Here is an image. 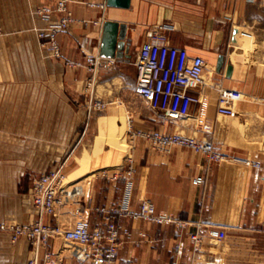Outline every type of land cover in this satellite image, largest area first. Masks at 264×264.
<instances>
[{"label": "crops", "instance_id": "crops-1", "mask_svg": "<svg viewBox=\"0 0 264 264\" xmlns=\"http://www.w3.org/2000/svg\"><path fill=\"white\" fill-rule=\"evenodd\" d=\"M105 1L68 4L75 21L54 36L60 55L53 57L41 46L49 36L40 39L38 31L62 15H38L36 10L53 8L54 2L0 0V223L36 220L32 181L60 168L77 181H89L90 230L105 228L104 212L120 206L137 212L143 201L169 218L153 223L116 214L121 243L114 264H264L263 133L259 127L240 131L239 125H221L216 114L217 85L237 91L244 102L249 97L264 100V0H131L128 9L106 7ZM106 20L126 25L130 58L105 59L88 86L85 55L98 54ZM160 26L169 45L201 57L205 70L214 66L210 76L204 74L199 102L181 104L185 117L172 121L143 100L132 107L136 53ZM221 54L224 64L217 73ZM228 64L232 72L227 78ZM104 102L110 107L99 116L95 104ZM115 115H128L134 132L177 133L212 142L223 158L213 163L179 147L158 151L141 137L131 140L128 129L125 138L123 129L115 128ZM196 118L202 120L200 130ZM92 126L96 135L90 148ZM117 149L127 152L121 163L100 167L110 163ZM126 157L135 168L128 186L114 178ZM197 176L203 177L201 186L191 184ZM41 222L55 224L46 215ZM210 228L223 230L225 239H208ZM47 249L59 264H74L61 252V240H49ZM32 256L27 239L12 243L0 233V264H27Z\"/></svg>", "mask_w": 264, "mask_h": 264}, {"label": "built area", "instance_id": "built-area-1", "mask_svg": "<svg viewBox=\"0 0 264 264\" xmlns=\"http://www.w3.org/2000/svg\"><path fill=\"white\" fill-rule=\"evenodd\" d=\"M48 1H53L54 7L39 8L36 10V14L56 12L62 17L56 24L40 29L38 37L43 39L46 35L49 36V41L41 43V46L51 56L59 57V48L54 36L66 30L69 24L75 21L67 6L79 0ZM162 29L163 26H160L157 30L149 33L139 46L134 60V92L162 118L172 121L185 117V113L180 110L181 104L199 102L202 88L205 85L206 63L201 57H189L184 49L169 45ZM104 60L98 54L85 55L87 71L91 75L88 86L92 85ZM217 91L219 100L217 116L231 117L233 115V93L222 88ZM95 106L99 108V104ZM201 121L198 120L200 124ZM128 122V134L131 140L141 137L158 151L168 152L173 147H179L202 154L213 163H218L223 158L212 142L196 140L194 137H186L177 133L134 132L130 129L129 118ZM197 130H200V127ZM253 166L260 167L257 163H254ZM134 172L135 168L131 157H126L123 166L114 178L123 179L128 186ZM65 176L61 173V169L57 168L32 181L30 199L39 215L36 220L28 224L0 223V233L8 234L12 243L21 238L30 242L33 256L27 264H59L56 257L47 249L51 239L62 241L61 252L72 258L74 264H114L115 255L121 243L119 240L121 228L117 222H114L116 214L120 217L130 215L153 223L169 221L165 214L155 211L153 204L143 201L137 212L127 211L123 206L112 212H104L106 213L105 228L90 230L87 227L85 186L80 181L65 182ZM191 184L201 186L203 177L193 178ZM43 215L53 217L55 224L52 226L43 224L41 222ZM206 237L210 240L222 241L226 234L221 229L210 228L206 232ZM199 242L200 238H194V250H197Z\"/></svg>", "mask_w": 264, "mask_h": 264}, {"label": "rangeland", "instance_id": "rangeland-1", "mask_svg": "<svg viewBox=\"0 0 264 264\" xmlns=\"http://www.w3.org/2000/svg\"><path fill=\"white\" fill-rule=\"evenodd\" d=\"M206 66H207V64H206ZM213 68H214V66H213ZM213 68L209 67L208 69L205 70V77L207 75L208 76L211 75ZM208 82H211V81H208ZM219 88L229 90L231 93H233V96H232V98H233L232 99L233 115L231 117H218V123L221 125H224V126L225 125H231V124L239 125L240 131L244 130L248 126L254 127V128L259 127L261 130V133H263L262 134L261 147H264V100L262 101L258 98H255V97L254 98L249 97L247 99L248 101L244 102V101H242V98L239 96L237 91L217 85V89H219ZM196 92H198V90H196ZM131 99H132V107L137 106L139 104V100H141L138 96H136V94L134 92V87L132 89ZM114 102L119 103L120 101L116 100ZM108 106L110 107V104L108 105L107 102H104L103 104H99V108H97L101 111L99 113V116H102V115L105 116V114L103 113L104 112L103 110H106V107L108 108ZM111 106H113V105H111ZM243 109L244 110L245 109H251L252 113L242 112ZM107 116H109V115H107ZM109 117H111V115ZM128 118H129L128 115H115V128L117 130L120 128H121V130L123 129V132H124L123 137H125V138L127 137L126 131L128 129V126H129L128 120H127ZM198 119L199 118L195 119V126L196 127H203V124H200L198 122ZM201 119H203L202 116H201ZM90 134H91L90 140L86 144H89V147L90 146L92 147V142H93V139L95 138V135H96V126L95 127L92 126V128L90 129ZM123 141H124V139H123ZM100 144L103 145V141H101ZM124 144L126 145L125 141H124ZM118 147L120 148V147H124V146L121 145ZM126 148H127V145H126ZM126 153H127L126 151L124 153L123 151L117 149L115 151V155L112 157V159H111V155L109 156L107 162H110V163H108V164L104 163L100 167L107 168L108 166H111V162L120 164L121 161L123 160V158H122L123 155ZM66 176L68 177V179L71 182H79L72 175H66ZM80 182L85 186V189L87 191L86 182L89 183V181L81 180ZM85 196L87 197L88 194L86 193Z\"/></svg>", "mask_w": 264, "mask_h": 264}, {"label": "water", "instance_id": "water-1", "mask_svg": "<svg viewBox=\"0 0 264 264\" xmlns=\"http://www.w3.org/2000/svg\"><path fill=\"white\" fill-rule=\"evenodd\" d=\"M131 0H106L105 5L109 8L128 9ZM129 41L126 38V25L113 21H103L101 37L98 47V56L102 59L123 60L129 59ZM224 64V56L219 55L216 61L215 71L219 73ZM232 66L225 67V77H230Z\"/></svg>", "mask_w": 264, "mask_h": 264}, {"label": "bare ground", "instance_id": "bare-ground-1", "mask_svg": "<svg viewBox=\"0 0 264 264\" xmlns=\"http://www.w3.org/2000/svg\"><path fill=\"white\" fill-rule=\"evenodd\" d=\"M95 105H96V104H95ZM127 120H128V119H127ZM128 124H129V122H128ZM64 180H65V182H71V181L68 179L67 176H65ZM35 218H36V217H35Z\"/></svg>", "mask_w": 264, "mask_h": 264}]
</instances>
